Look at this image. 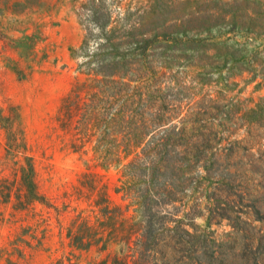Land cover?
<instances>
[{"label": "rangeland", "instance_id": "1", "mask_svg": "<svg viewBox=\"0 0 264 264\" xmlns=\"http://www.w3.org/2000/svg\"><path fill=\"white\" fill-rule=\"evenodd\" d=\"M93 79L115 82L102 90L117 122L85 143L56 116ZM130 134L147 135L148 157L94 159ZM27 158L41 199L16 211ZM85 173L140 228L154 217L150 242L140 229L130 245L71 247ZM2 180L0 264H264V0H0Z\"/></svg>", "mask_w": 264, "mask_h": 264}, {"label": "trees", "instance_id": "2", "mask_svg": "<svg viewBox=\"0 0 264 264\" xmlns=\"http://www.w3.org/2000/svg\"><path fill=\"white\" fill-rule=\"evenodd\" d=\"M93 74L97 77L103 75L105 78L115 75H107L99 71H95ZM118 76L122 79L127 75ZM110 83L115 82L107 79L77 82L63 98L56 116L62 131L85 143L91 142L103 128H106L107 135H112L110 124L117 122V120L108 117L106 110L110 101H107L106 92L102 90L103 84L108 85ZM110 97H117L118 101L123 98L121 94L110 95L108 99ZM127 98L130 101L133 100L132 96ZM102 103H106V105L101 106ZM131 134L127 135V139L121 148L105 151L94 149V159L101 162L102 166H111L118 165L132 156L134 158L131 165L138 163L141 154L148 157V146L142 148L141 153L137 152L142 147L147 135L140 137L139 135ZM10 144L15 149L19 147L17 143H14L13 139L10 140ZM74 152L88 155L90 151L76 148ZM26 160V165H21L15 170V176L20 178L22 189L25 190V194L19 195L13 205L16 211H27L34 202L41 199L35 164L31 158ZM151 164L152 169H154L155 163ZM153 173L155 174L156 171L154 170ZM97 177L96 173H85L82 176L80 185L74 187V194L70 197L75 196L78 201L87 204L83 209H74V216L66 227L67 238L70 240L71 247L80 251H90L93 248L106 251L112 243L124 242L130 245L134 235L140 229L143 231L141 234L142 239L150 242L153 238L154 217L145 212L141 222L143 226L140 228L138 223H134V217L127 215V208L125 209L122 205H117L112 201L107 187H99L96 180ZM7 181L2 180L0 182V194L5 197L6 203H10L13 189L9 185H4ZM120 192L121 189L117 190V193ZM145 202L146 206L148 201ZM121 264H129V262L126 260ZM134 264L138 263L134 262Z\"/></svg>", "mask_w": 264, "mask_h": 264}]
</instances>
